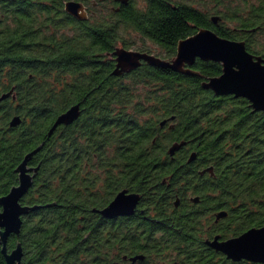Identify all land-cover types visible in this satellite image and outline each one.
<instances>
[{
	"label": "trees",
	"instance_id": "trees-1",
	"mask_svg": "<svg viewBox=\"0 0 264 264\" xmlns=\"http://www.w3.org/2000/svg\"><path fill=\"white\" fill-rule=\"evenodd\" d=\"M47 4L38 2L31 12L26 0H0V96L10 91L0 100V167L6 165L0 170V194L17 181L12 168L44 142L28 162L38 171L20 200L39 207L22 217L20 232L6 241L8 249L21 244V264H126V259L133 264L140 259L128 258L137 243L129 240L124 247L121 226L105 239L103 230H94L92 217L94 208L125 185L126 177L114 172L168 169V145L152 143L151 131L171 114L176 134L189 138L196 152L193 166L213 170L206 189L209 203L228 210L225 237L264 224V111H253L243 97L215 95L202 86L220 74L219 62L197 58L186 66L195 74L147 63L111 74L116 47L134 43L118 28L137 26L144 18L141 35L160 45L156 56L170 59L180 39L210 24L202 11L154 1L145 12L137 9L129 23L114 18L111 32L99 30L105 24L97 20L93 34L78 36L62 31L69 20L59 23L61 2ZM258 4L246 19L231 11L216 30L244 40L246 50L264 58V0ZM76 103L78 117L48 135L54 119ZM16 115L20 123L10 126ZM0 264H5L1 252Z\"/></svg>",
	"mask_w": 264,
	"mask_h": 264
},
{
	"label": "flooded vegetation",
	"instance_id": "flooded-vegetation-1",
	"mask_svg": "<svg viewBox=\"0 0 264 264\" xmlns=\"http://www.w3.org/2000/svg\"><path fill=\"white\" fill-rule=\"evenodd\" d=\"M26 1L31 12H35L38 7V2L44 4L45 7L48 5V0ZM59 1L61 2L59 23L64 24L65 17L69 20L66 26L64 24L61 27L62 31H64L65 28L66 31L76 33L78 36L80 34H93L96 31L94 25L97 20L101 24H105V26L102 28L100 27L99 30L111 32L113 30L111 23L114 18L129 23L132 21L137 9L141 12H145L148 6L154 1L158 4L160 1L167 3L170 7H172V4L176 5V3L198 7L204 14L203 17L210 21V24L207 23L206 26H197L194 33L200 29H209L220 36L216 30L219 19L224 21L223 18L230 15L231 11L238 15V18L246 19L255 13L256 6L259 5L258 3L262 0ZM67 6L70 10H73L74 13L68 11ZM142 19L137 26L123 25L121 28H118L119 31H122V33L126 35L128 42L134 43L128 46L120 44L116 48L145 52L156 56L155 50L159 51L160 45L141 35L144 28V26H141L143 24ZM259 26L260 24H256L255 27ZM241 28L243 27L239 29ZM252 29H254V27ZM235 41L245 43L244 40ZM138 45L144 46L152 52L139 50L136 48ZM93 46L92 44L90 47L93 48ZM252 54L257 55L255 53ZM165 60H172V58ZM115 63L114 59V66ZM141 63L146 62L141 61L140 64ZM187 65L188 64L185 66ZM174 125L175 117L171 114L170 116L162 118L158 127L151 131L152 143L160 141L168 145L166 153L164 154V158H167L166 166L168 169H153L138 172L122 171V173L114 172L115 175L121 174L126 177L124 180L125 185L111 192L104 206L94 208V217H92L93 222L96 224L94 230H103L105 239H109L113 236L112 228L121 226V231L124 234L121 237L125 240L124 247H128L129 240H135L137 243V251L134 254L129 252L128 258L136 255L142 256L133 264L252 263L253 261L246 259L232 260L222 251L216 250L214 247L210 246L209 242L213 241L215 238H217L218 241H224L228 238L238 236L248 228L241 230L238 234L231 235L227 238L225 237L224 230L226 224L224 218L227 217L228 210L222 207L215 208V205L209 203L210 198L206 189L208 183L207 175L213 176V170L211 167L202 166L198 168L197 166H193L194 163L192 160H189V157L192 153H195L196 157V152L192 150V144L188 140L189 138L184 139V135L176 134ZM173 146L177 147L170 153L169 150ZM141 159H143V157H141ZM28 165L34 166L29 163ZM3 168L5 169L6 165L1 166L0 170H3ZM14 168L15 166L12 168V171L17 176ZM5 173L6 170L3 172V175ZM128 176L136 177L127 178ZM8 190L0 194V196L6 194ZM122 190H125L126 194H135L138 196L132 211L127 214H117L108 217L102 215L99 210L107 206L114 199L116 194ZM221 210L225 211L226 214L223 217L217 218L216 214ZM11 234H9L8 237ZM125 256L127 257V255ZM18 264H21V261ZM126 264H131L128 259H126Z\"/></svg>",
	"mask_w": 264,
	"mask_h": 264
},
{
	"label": "water",
	"instance_id": "water-1",
	"mask_svg": "<svg viewBox=\"0 0 264 264\" xmlns=\"http://www.w3.org/2000/svg\"><path fill=\"white\" fill-rule=\"evenodd\" d=\"M125 2V0H122ZM67 10L74 13L67 6ZM115 66L112 75H120L140 65L141 61L149 65L168 67L186 74H195L185 65L192 64L195 58L212 60L221 64V73L209 77L202 82L204 88L210 89L215 95H232L248 100L253 111H264V58L248 52L243 42L230 40L218 36L209 29H200L193 35L180 39L176 45V53L172 60H164L145 52L116 48L113 52ZM10 91L3 93L0 100L8 97ZM79 115V103L70 106L60 113L48 130V135L61 124H69ZM20 123L19 116H13L10 126ZM44 142L27 152L16 165L17 183L12 185L8 192L0 196V252L5 264H18L21 261L23 251L19 242L8 250L6 246L9 234H18L22 225V217L37 209L39 205L22 204L21 198L32 186L34 177L38 171L37 166H29L28 162L38 152ZM177 146H173L169 152ZM195 158L192 153L189 160ZM211 170V169H209ZM135 194H126L122 190L114 199L99 212L104 216L130 213L137 201ZM226 212H217L216 217L225 216ZM210 246L222 251L232 260L246 259L253 262L264 263V224L258 227H250L238 236L218 241L215 238L209 242ZM136 255L131 260L141 258Z\"/></svg>",
	"mask_w": 264,
	"mask_h": 264
}]
</instances>
